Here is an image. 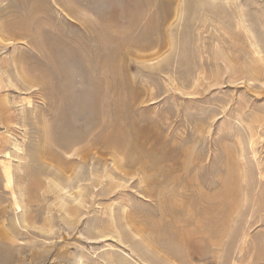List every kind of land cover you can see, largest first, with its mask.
<instances>
[{"label": "rangeland", "instance_id": "rangeland-1", "mask_svg": "<svg viewBox=\"0 0 264 264\" xmlns=\"http://www.w3.org/2000/svg\"><path fill=\"white\" fill-rule=\"evenodd\" d=\"M0 264H264V0H0Z\"/></svg>", "mask_w": 264, "mask_h": 264}, {"label": "bare ground", "instance_id": "bare-ground-1", "mask_svg": "<svg viewBox=\"0 0 264 264\" xmlns=\"http://www.w3.org/2000/svg\"><path fill=\"white\" fill-rule=\"evenodd\" d=\"M105 53V52H104ZM108 55L110 54V53H108V52H106ZM109 58V57H108ZM111 60V59H110ZM112 62V61H111ZM104 64V63H103ZM102 64V65H103ZM101 68H103V70H106L108 73L111 71V69H112V67H111V65H110V63L108 64V61H106L105 60V64H104V67H101ZM110 75V74H109ZM119 142V141H118ZM115 143V142H114ZM78 156V155H77ZM157 162V161H156Z\"/></svg>", "mask_w": 264, "mask_h": 264}]
</instances>
